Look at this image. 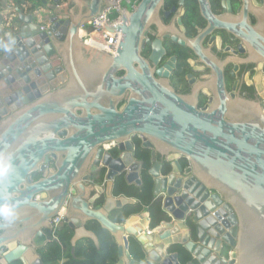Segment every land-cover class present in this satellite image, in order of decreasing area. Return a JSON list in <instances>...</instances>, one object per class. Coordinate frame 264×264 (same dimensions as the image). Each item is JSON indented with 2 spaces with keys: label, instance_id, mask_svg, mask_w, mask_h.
<instances>
[{
  "label": "water",
  "instance_id": "obj_1",
  "mask_svg": "<svg viewBox=\"0 0 264 264\" xmlns=\"http://www.w3.org/2000/svg\"><path fill=\"white\" fill-rule=\"evenodd\" d=\"M164 1L142 0L135 11H120V21L106 25L107 32L122 34L116 56L80 37L107 9L118 7L113 0H54L35 14L13 7L1 12L3 19L15 16L0 26V115L4 106L19 111L0 124V169H8L0 175V207L14 202L9 215L0 214V264H44L36 251L58 243L51 221L62 212L73 247L88 239L99 248L96 234L87 229L96 223L117 244L118 264H264V111L259 106L218 96L190 139L142 133L90 145L72 127L98 109L102 94L108 111H114L116 71L131 74L149 29L165 30ZM47 127L56 142L50 157L55 170L27 186L29 174L40 166V173L46 170V146L38 148L36 135ZM62 130H69L67 139L58 136ZM137 140L151 148L149 167L127 148ZM145 179L167 219L154 226L146 210L129 211L114 222L115 213L141 206L126 192L142 190ZM121 180L127 191L117 195ZM22 187L30 196L14 199ZM36 195L41 200L34 202ZM133 242L141 262L131 254Z\"/></svg>",
  "mask_w": 264,
  "mask_h": 264
},
{
  "label": "flooded vegetation",
  "instance_id": "obj_2",
  "mask_svg": "<svg viewBox=\"0 0 264 264\" xmlns=\"http://www.w3.org/2000/svg\"><path fill=\"white\" fill-rule=\"evenodd\" d=\"M160 16L165 30L149 29L131 74L126 69L116 71L117 98L110 101L114 115L102 94L98 109L72 124L76 135L88 144L118 136L139 138L142 133L157 138L182 134L190 139L201 114L211 109L218 96L223 102L228 97L264 111V0H165ZM3 109L0 124L19 111ZM77 114L82 117L83 110ZM69 134L62 130L58 136L64 140ZM36 137L38 148L46 146V170L40 173V166L29 174L27 186L55 170L50 159L56 153L51 128L43 133L38 129ZM132 147L127 148L138 154L152 152L138 140ZM19 195L13 198L24 200L30 193ZM40 200L38 195L32 197L34 202ZM5 204L9 210L14 206V202ZM36 253L43 262V250Z\"/></svg>",
  "mask_w": 264,
  "mask_h": 264
},
{
  "label": "trees",
  "instance_id": "obj_3",
  "mask_svg": "<svg viewBox=\"0 0 264 264\" xmlns=\"http://www.w3.org/2000/svg\"><path fill=\"white\" fill-rule=\"evenodd\" d=\"M54 0H0V14L5 8H18L23 14H35L46 8V4L52 3ZM63 4L67 0H60ZM46 3V4H45ZM115 15L113 19H116ZM2 17L0 15V26H3ZM1 53V49H0ZM146 167L150 166L149 155L140 154ZM123 181H118L115 188L117 195L125 193L127 188L123 186ZM151 183L145 179V186L142 190L130 189L126 193L130 197L132 195L138 198L152 199ZM133 210V211H132ZM148 210L151 214V219L154 226H158L167 219V216L162 212L159 202H153L149 205ZM129 211L138 213L141 211V206L128 208L126 211L115 213L112 216L114 222H120L123 215ZM87 229L96 234L99 240V248L88 239L79 241L75 247L72 246L73 231L67 227H63L57 232L58 243H52L48 248L43 249L44 264H118V246L110 234L103 230L98 224L93 223L87 226ZM131 254L137 261L143 260L142 254L136 244L131 247ZM187 259H184L186 263Z\"/></svg>",
  "mask_w": 264,
  "mask_h": 264
},
{
  "label": "built area",
  "instance_id": "obj_4",
  "mask_svg": "<svg viewBox=\"0 0 264 264\" xmlns=\"http://www.w3.org/2000/svg\"><path fill=\"white\" fill-rule=\"evenodd\" d=\"M118 6L114 9L117 10L115 15L116 19L111 18L112 9L109 8L105 11V15L98 17L91 22L87 27L83 28L80 32L81 39L91 48L101 51L110 56H116L121 42L119 34H111L106 31V25H112L120 21V11L133 12L137 9L142 0H113ZM65 4V3H63ZM113 15V16H115ZM44 29V27L42 28ZM65 214L62 212L51 221V227L56 236L61 224L64 221Z\"/></svg>",
  "mask_w": 264,
  "mask_h": 264
},
{
  "label": "crops",
  "instance_id": "obj_5",
  "mask_svg": "<svg viewBox=\"0 0 264 264\" xmlns=\"http://www.w3.org/2000/svg\"><path fill=\"white\" fill-rule=\"evenodd\" d=\"M51 5H52V3H49V6H51ZM7 19L8 18H6L5 20H7ZM130 198L140 202V204L142 206L141 207V212L144 211V213L147 212L146 210H148L149 205L151 203H153V201H154L153 197H152V199H148V198H138V197L132 195V196H130ZM144 213H142V214H144ZM59 264H62V262H60Z\"/></svg>",
  "mask_w": 264,
  "mask_h": 264
},
{
  "label": "clouds",
  "instance_id": "obj_6",
  "mask_svg": "<svg viewBox=\"0 0 264 264\" xmlns=\"http://www.w3.org/2000/svg\"><path fill=\"white\" fill-rule=\"evenodd\" d=\"M7 171H8V169L6 167L3 169H0V175H5L7 173ZM9 212H10V210H9L8 206L0 207V214L7 216V215H9ZM60 229H61V227H60Z\"/></svg>",
  "mask_w": 264,
  "mask_h": 264
},
{
  "label": "rangeland",
  "instance_id": "obj_7",
  "mask_svg": "<svg viewBox=\"0 0 264 264\" xmlns=\"http://www.w3.org/2000/svg\"><path fill=\"white\" fill-rule=\"evenodd\" d=\"M7 8H5L3 11H5ZM117 13V10L116 9H112V15L110 16L111 18H113L114 16ZM13 16H15L14 14H9L7 15L2 21H3V24H5V22H8V20H13ZM6 18H8L7 20H5Z\"/></svg>",
  "mask_w": 264,
  "mask_h": 264
},
{
  "label": "bare ground",
  "instance_id": "obj_8",
  "mask_svg": "<svg viewBox=\"0 0 264 264\" xmlns=\"http://www.w3.org/2000/svg\"><path fill=\"white\" fill-rule=\"evenodd\" d=\"M65 3V2H64ZM120 36H121V40H122V34L120 33ZM120 44H121V42H120ZM119 50V49H118Z\"/></svg>",
  "mask_w": 264,
  "mask_h": 264
}]
</instances>
